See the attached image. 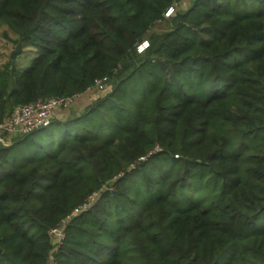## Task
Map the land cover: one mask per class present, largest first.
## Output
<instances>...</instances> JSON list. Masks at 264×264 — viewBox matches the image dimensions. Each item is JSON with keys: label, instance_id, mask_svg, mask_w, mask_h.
Returning <instances> with one entry per match:
<instances>
[{"label": "trees", "instance_id": "trees-1", "mask_svg": "<svg viewBox=\"0 0 264 264\" xmlns=\"http://www.w3.org/2000/svg\"><path fill=\"white\" fill-rule=\"evenodd\" d=\"M184 1L0 0L37 52L0 66V123L108 80L0 142V264H264V0Z\"/></svg>", "mask_w": 264, "mask_h": 264}, {"label": "built area", "instance_id": "built-area-1", "mask_svg": "<svg viewBox=\"0 0 264 264\" xmlns=\"http://www.w3.org/2000/svg\"><path fill=\"white\" fill-rule=\"evenodd\" d=\"M173 11V9H170L166 13V16L169 17ZM145 44V48L148 47V42L145 41L139 47L140 51L145 49L143 47ZM107 82V78L96 80L95 86L88 89L86 94H97L98 96L100 92L105 89ZM79 97H81V95L52 97L14 108L11 114L0 123V142L5 145H10L13 139L17 137L26 136L34 131L50 126L58 112L70 113L74 110L75 103ZM95 197L96 194L89 197L84 205L77 208L63 221V223L50 231L49 234L54 243L60 244L64 240L67 223H69L73 217L88 210L89 205L95 200Z\"/></svg>", "mask_w": 264, "mask_h": 264}, {"label": "rangeland", "instance_id": "rangeland-1", "mask_svg": "<svg viewBox=\"0 0 264 264\" xmlns=\"http://www.w3.org/2000/svg\"><path fill=\"white\" fill-rule=\"evenodd\" d=\"M184 2L186 5L191 4L190 0H185ZM168 28H169L168 22L162 21V22H159L154 27L153 30H154V32H166L168 30ZM16 41H17V36L15 34H13L8 29L7 26H5V25L0 26V66L4 65L5 63H7L9 61V59H11V55L18 45V44H16ZM143 47L145 48L146 44ZM34 53L37 54L36 49L31 48V47H23V45H22L21 54L18 55L14 61L16 62L18 60L17 61L18 64H23V65H20V68H22L23 66H25L26 63H28V61H30L32 59V56ZM24 61H25V63H23ZM31 64L32 63H30V65L25 70H27L31 66ZM94 96L96 97L97 94H94ZM73 113H74V110H72L70 113H67V115H68L67 117L68 118L72 117ZM37 134H38V136H37L38 139L41 140V139H44L46 136L50 135L51 131H47L44 133L39 132ZM57 135L58 136L56 137V139L61 137V134H57Z\"/></svg>", "mask_w": 264, "mask_h": 264}, {"label": "crops", "instance_id": "crops-1", "mask_svg": "<svg viewBox=\"0 0 264 264\" xmlns=\"http://www.w3.org/2000/svg\"><path fill=\"white\" fill-rule=\"evenodd\" d=\"M37 56L36 53L33 54L32 59L30 61H28V63L25 64V66H23L22 68H20V65L23 64H18V60L15 62V66L17 68L18 71H24L29 65L30 63L34 60V58ZM25 63V61L23 62ZM97 96L95 97L94 94H83L81 95V97H79V99H77L76 103H75V107H74V113L73 115H80L83 113V111L85 110V108L87 106H89L92 102H94L96 100ZM67 113L65 112H58L55 116V119L58 121H62L67 119Z\"/></svg>", "mask_w": 264, "mask_h": 264}, {"label": "water", "instance_id": "water-1", "mask_svg": "<svg viewBox=\"0 0 264 264\" xmlns=\"http://www.w3.org/2000/svg\"><path fill=\"white\" fill-rule=\"evenodd\" d=\"M22 51V44L19 43L16 47V49L13 51L12 55H11V59L15 60L17 58L18 55L21 54ZM110 186L112 185L111 183L109 184Z\"/></svg>", "mask_w": 264, "mask_h": 264}]
</instances>
